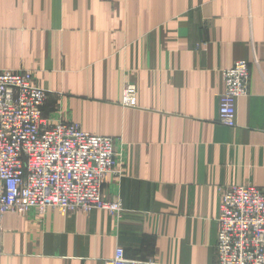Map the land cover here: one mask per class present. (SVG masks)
Masks as SVG:
<instances>
[{
	"label": "crops",
	"instance_id": "0c3cea01",
	"mask_svg": "<svg viewBox=\"0 0 264 264\" xmlns=\"http://www.w3.org/2000/svg\"><path fill=\"white\" fill-rule=\"evenodd\" d=\"M249 63L236 127L223 71ZM33 71L45 119L115 141L120 214L2 219L0 264H217L225 188L264 191V0H0V72ZM126 85L136 105L124 107Z\"/></svg>",
	"mask_w": 264,
	"mask_h": 264
},
{
	"label": "built area",
	"instance_id": "2783aa9c",
	"mask_svg": "<svg viewBox=\"0 0 264 264\" xmlns=\"http://www.w3.org/2000/svg\"><path fill=\"white\" fill-rule=\"evenodd\" d=\"M225 92L220 122L236 127L237 101L249 96V63L240 60L223 71ZM48 91L33 71L0 72V254L2 219L31 209L66 213L94 210L120 214L117 201L103 195L105 178L115 173V141L84 131L76 123L44 117ZM136 86L126 85L122 104L136 105ZM217 264H264V191L253 186L225 188L219 216ZM101 264H159L128 260L122 248Z\"/></svg>",
	"mask_w": 264,
	"mask_h": 264
}]
</instances>
